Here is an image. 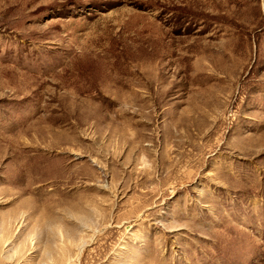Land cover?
I'll return each mask as SVG.
<instances>
[{
  "label": "rangeland",
  "instance_id": "374dc122",
  "mask_svg": "<svg viewBox=\"0 0 264 264\" xmlns=\"http://www.w3.org/2000/svg\"><path fill=\"white\" fill-rule=\"evenodd\" d=\"M0 264H264V0H0Z\"/></svg>",
  "mask_w": 264,
  "mask_h": 264
}]
</instances>
